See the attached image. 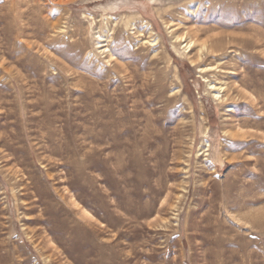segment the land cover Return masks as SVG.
Here are the masks:
<instances>
[{"label": "rangeland", "instance_id": "374dc122", "mask_svg": "<svg viewBox=\"0 0 264 264\" xmlns=\"http://www.w3.org/2000/svg\"><path fill=\"white\" fill-rule=\"evenodd\" d=\"M0 264H264V0H0Z\"/></svg>", "mask_w": 264, "mask_h": 264}, {"label": "bare ground", "instance_id": "6f19581e", "mask_svg": "<svg viewBox=\"0 0 264 264\" xmlns=\"http://www.w3.org/2000/svg\"><path fill=\"white\" fill-rule=\"evenodd\" d=\"M186 36V35H185ZM99 38V37H98ZM178 38V37H177ZM180 38V37H179ZM178 40V39H177ZM104 44V43H103ZM194 43H192L191 41L189 42V45H188V47L187 48H189V47H191L192 45H193ZM203 50H206L207 51V48H206V46L205 45H202V48H201V51H203ZM107 52H109V50H106ZM196 53V52H195ZM202 53V52H201ZM203 53H205L204 51H203ZM200 56H201V54H200ZM112 57V56H111ZM120 63V62H119ZM121 65V64H120ZM122 67V66H121ZM123 68V67H122ZM125 69V68H124ZM126 70V69H125ZM127 71V70H126ZM133 73H134V71H133ZM135 74V73H134ZM130 75H132L131 73H130ZM134 76V75H133ZM216 76V75H215ZM132 78V77H131ZM145 81V80H144ZM144 87V86H143ZM209 87L211 88V89H215V87H213V85L212 84H210L209 83ZM220 88V87H219ZM223 88V87H222ZM217 90V89H216ZM224 90V89H223ZM215 92V91H214ZM220 92V91H219ZM218 92V93H219ZM217 93V92H216ZM217 93V94H218ZM117 94V93H116ZM217 94H215V96H217ZM228 96V95H227ZM226 97V95L224 96V98ZM229 99H230V96H229ZM225 101H226V98L224 99ZM219 101V100H218ZM228 101H230V100H228ZM223 102V101H222ZM227 103V102H226ZM229 103H231V102H229ZM228 103V104H229ZM232 104V103H231ZM112 111V110H111ZM229 112H231V111H229ZM105 115V114H104ZM107 124V123H106ZM94 125V124H93ZM241 128V127H240ZM237 131V130H236ZM110 148V147H109ZM239 157V156H238ZM233 160V159H232ZM229 161V160H228ZM126 201V200H125ZM121 208V207H120ZM88 213V212H87Z\"/></svg>", "mask_w": 264, "mask_h": 264}]
</instances>
